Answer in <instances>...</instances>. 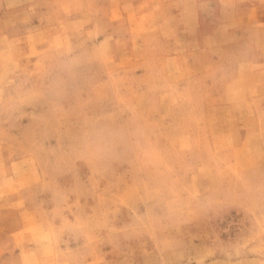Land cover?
Wrapping results in <instances>:
<instances>
[{
  "label": "rangeland",
  "instance_id": "rangeland-1",
  "mask_svg": "<svg viewBox=\"0 0 264 264\" xmlns=\"http://www.w3.org/2000/svg\"><path fill=\"white\" fill-rule=\"evenodd\" d=\"M0 264H264V0H0Z\"/></svg>",
  "mask_w": 264,
  "mask_h": 264
}]
</instances>
